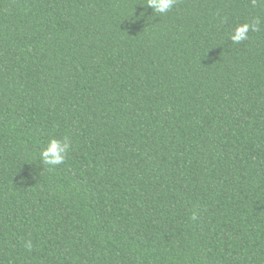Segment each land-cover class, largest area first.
<instances>
[{
  "label": "trees",
  "instance_id": "trees-1",
  "mask_svg": "<svg viewBox=\"0 0 264 264\" xmlns=\"http://www.w3.org/2000/svg\"><path fill=\"white\" fill-rule=\"evenodd\" d=\"M0 264H264V0H0Z\"/></svg>",
  "mask_w": 264,
  "mask_h": 264
},
{
  "label": "clouds",
  "instance_id": "clouds-1",
  "mask_svg": "<svg viewBox=\"0 0 264 264\" xmlns=\"http://www.w3.org/2000/svg\"><path fill=\"white\" fill-rule=\"evenodd\" d=\"M175 2L176 0H147V6L155 13L166 14L172 9ZM259 23L260 21L257 20L254 23H243L238 25L230 35V40L234 44L247 40L249 31L257 30ZM70 147V140L67 137L63 139L51 138L47 146L41 149L39 153V160L43 166H56L63 164L70 151ZM191 218L195 220V214H193ZM24 246L31 250V240L25 241Z\"/></svg>",
  "mask_w": 264,
  "mask_h": 264
}]
</instances>
